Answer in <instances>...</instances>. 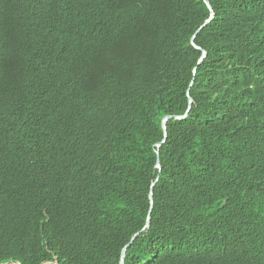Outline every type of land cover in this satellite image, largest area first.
<instances>
[{
    "label": "trees",
    "instance_id": "obj_1",
    "mask_svg": "<svg viewBox=\"0 0 264 264\" xmlns=\"http://www.w3.org/2000/svg\"><path fill=\"white\" fill-rule=\"evenodd\" d=\"M208 3L0 0V264H264V0Z\"/></svg>",
    "mask_w": 264,
    "mask_h": 264
},
{
    "label": "water",
    "instance_id": "obj_2",
    "mask_svg": "<svg viewBox=\"0 0 264 264\" xmlns=\"http://www.w3.org/2000/svg\"><path fill=\"white\" fill-rule=\"evenodd\" d=\"M207 8L210 10L211 12V7L208 3V0H202ZM212 18V15H210L209 19H207L203 25H201L194 33V35L192 36L191 38V46L198 50V51H201V57L200 59L198 60V64L202 62V60L206 57V53L205 51L201 50L199 47H197L195 44H194V39L195 37L197 36V34L209 23V21L211 20ZM191 103H192V100L189 98V104H188V109L187 111L185 112L184 115L182 116H165L163 119H162V122H161V125H162V129H163V132H164V138L161 142L157 143L155 145L156 149L159 148L161 146V144H163L165 142V139H166V124L168 121L170 120H183L184 118H186L189 110H190V107H191ZM156 155H157V158H156V168L159 170L160 169V164H159V156H158V151L156 150ZM154 186V183H152L151 185V189L153 188ZM149 199H150V205L152 206V190H150V194H149ZM151 211V207H150V210H149V213ZM148 227V221L146 222V225L144 226L143 230L144 231L146 228ZM139 233L135 234L129 241V243L121 250V254H120V261H119V264H124V258H125V253H126V250L127 248L131 245V243L134 241V239L138 236Z\"/></svg>",
    "mask_w": 264,
    "mask_h": 264
}]
</instances>
